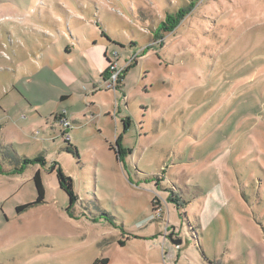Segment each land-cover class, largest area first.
<instances>
[{
  "label": "rangeland",
  "instance_id": "rangeland-1",
  "mask_svg": "<svg viewBox=\"0 0 264 264\" xmlns=\"http://www.w3.org/2000/svg\"><path fill=\"white\" fill-rule=\"evenodd\" d=\"M57 1L0 21V264H264V0H121L81 23ZM101 28L131 60L115 91L78 54ZM64 47L58 84L43 55Z\"/></svg>",
  "mask_w": 264,
  "mask_h": 264
},
{
  "label": "crops",
  "instance_id": "crops-1",
  "mask_svg": "<svg viewBox=\"0 0 264 264\" xmlns=\"http://www.w3.org/2000/svg\"><path fill=\"white\" fill-rule=\"evenodd\" d=\"M31 1L32 0H0V21L3 20H8V21H12L14 23L20 24L19 22H21L25 17H29L28 13H34L36 12L34 10L33 7H31ZM75 1L76 7L78 9L79 12H76L73 10L72 8V2L70 3V1L66 0L64 1H57V3L55 4V6L57 7L58 12H56L57 14L55 16L57 17H61L64 16L67 21L68 18L70 17H74L78 22H84L83 19H81L80 17H82V15L80 13H87V15L89 16H93L94 12L99 11V13H106L108 15H111L112 17H119V12H118V8L119 6H123L122 5V1L121 0H113V4L107 2V3H101L102 5H100V8H97L94 0H88V5L85 6L84 3H82L83 0H72ZM87 1V0H86ZM108 1V0H107ZM93 6V8H91V6ZM47 9L45 10V15H49L52 18V14H48L47 13ZM93 13V14H92ZM38 16L41 19V23L40 25H42V22H46L44 21L43 17L40 15V13H37ZM75 14V15H73ZM57 23L59 22L58 20H56ZM47 23V22H46ZM67 23V22H66ZM98 23V22H97ZM100 25V23H98ZM54 29H52V31H59L58 30V26H53ZM48 29V28H47ZM70 32V31H69ZM100 33L99 35V39H97V34H85L89 37V40L87 41L85 36L83 35L80 40L78 38H74L76 40H79L80 45L83 47V51L79 52L78 54L80 55L81 60L84 62L85 65H87L89 62H91L92 64H96L98 67V72H99V81L97 82V87H99V84L101 82V80L103 79V71L107 68V56H106V51H107V46L110 43H117V40H115L114 38H112V36L108 35L107 32H105V29H100V31L98 32ZM108 35L107 37L104 36ZM63 36V35H62ZM50 38H53V36H49ZM64 37V36H63ZM92 41V45L89 46L88 42ZM66 49V51L63 52V54H60L58 50L55 49L56 54L54 57H56V62H54L55 65H52L51 61L49 58L50 54L48 53L47 55H43V59H44V65H46L48 71H46V74L48 75V78L52 79V80H56V82H58V84H62V82L64 81V79L61 77L59 70L57 71L58 68L62 67V70L65 72L67 70L66 66H64L63 62L67 63L68 65L70 63V59L68 54L70 53L69 51H67V47H64ZM100 52V54L102 55L101 57H96V52ZM75 54V53H74ZM47 59H49L48 61H46ZM119 60V59H118ZM111 61V60H110ZM117 63L119 64V62L117 61ZM68 71V70H67ZM42 83V82H41ZM40 83V84H41ZM42 87H43V83H42ZM102 88V87H100ZM61 90H58V92H56V95L59 96L60 100L59 101H63L67 98V94L60 92ZM58 133L57 135H60L61 132V126L58 124Z\"/></svg>",
  "mask_w": 264,
  "mask_h": 264
},
{
  "label": "trees",
  "instance_id": "trees-1",
  "mask_svg": "<svg viewBox=\"0 0 264 264\" xmlns=\"http://www.w3.org/2000/svg\"><path fill=\"white\" fill-rule=\"evenodd\" d=\"M169 18H171V17H169ZM177 22H178L177 20L170 19V20H168L167 23H162V29L165 30V31H168L169 28L172 29L173 27H175ZM171 24H173V25L171 26ZM106 60H107V63H108L109 62L108 58H106ZM102 75L104 77L107 76V68L103 71ZM116 142H118V140H116ZM109 148L112 149V150L114 149L113 146H110ZM0 153H2L3 155H7V156L8 155L9 156H13V155L15 156V153L13 152V149H11L10 147L8 148V147L4 146V147L0 148ZM23 161L26 162V163H31L29 158H27V157H25L23 159ZM56 177H57V181H58L59 187L67 194V196L69 198V201L70 202L73 201L74 197H73L72 180H71V178L65 177L63 172L60 170L59 167L57 168ZM32 179H33V181L35 183V187H36L37 193H38L36 202H41L42 199H43V192L44 191H43V185L41 183V178H40V174H39L38 170L35 171ZM27 206L28 205H25V206H23L21 208H25ZM106 262H107L106 259H102V260H96L92 264H98V263L106 264Z\"/></svg>",
  "mask_w": 264,
  "mask_h": 264
},
{
  "label": "built area",
  "instance_id": "built-area-1",
  "mask_svg": "<svg viewBox=\"0 0 264 264\" xmlns=\"http://www.w3.org/2000/svg\"><path fill=\"white\" fill-rule=\"evenodd\" d=\"M130 62L131 60L128 59L125 64H119V66L117 61L109 60L107 64V76L103 77L99 84V88L104 87L108 90L115 91L121 73L126 69L127 66L130 65ZM59 124L61 126L60 135L63 136L66 142H68V140L70 139L69 129H71L72 124L64 117H59Z\"/></svg>",
  "mask_w": 264,
  "mask_h": 264
},
{
  "label": "water",
  "instance_id": "water-1",
  "mask_svg": "<svg viewBox=\"0 0 264 264\" xmlns=\"http://www.w3.org/2000/svg\"><path fill=\"white\" fill-rule=\"evenodd\" d=\"M179 242V241H178Z\"/></svg>",
  "mask_w": 264,
  "mask_h": 264
}]
</instances>
